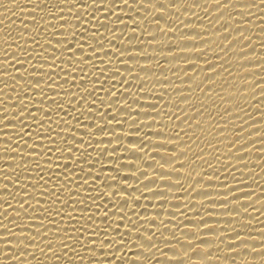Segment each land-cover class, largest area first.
Returning <instances> with one entry per match:
<instances>
[{"label":"snow or ice","instance_id":"obj_1","mask_svg":"<svg viewBox=\"0 0 264 264\" xmlns=\"http://www.w3.org/2000/svg\"><path fill=\"white\" fill-rule=\"evenodd\" d=\"M235 0H229V3L222 4V8L231 7ZM28 3L33 4V11L30 15L33 16L31 21L32 30H29L28 23H24L22 29L25 31H19L16 37L7 35L6 38L0 37V160L4 165L0 167V264L2 261H8V264H21V258L25 264H32V261H36L37 264H43L42 261L33 259L28 260L26 251L29 254H34L36 251L45 254V249L52 253V259L61 260L64 257L68 258L71 262L73 257L68 256V253H76L85 249H91L89 253L92 257H96V248L93 247L97 241L93 239V236H107L108 228L100 229L93 225L92 235H87L90 221L93 220L95 212H92L88 216H82L84 223H80V219H77L73 215L77 209L75 206L83 205L80 209L82 212L89 211L88 200H91L92 204H96L98 199H105V203L112 198L120 195V193H125L129 199L133 200L136 208L141 207V198L147 200L148 196L141 190L138 186L132 188L131 192L126 191L127 187L113 183L115 178H106L104 180L103 187L114 188L116 190L111 191L110 194L104 193L99 188L95 189V195H93V187L89 181H100L102 174L106 171L117 172L119 175L118 168L113 167L110 169H105L102 165L99 171L93 175L91 169L95 167V164L88 163V159L91 157V153L88 151L89 148L101 145V144H112V139L105 140L104 137L109 134V125L112 121H116L113 129L111 130V135L115 137L116 140H121L122 137L118 136L115 132V128H119L123 131V124L117 119L114 114L113 109L121 114L127 113V117L124 123H128L132 120L133 116L139 117V111H133L132 105H138L140 109H148L149 111L144 112L145 121L132 120L133 123L129 124V128L134 133H140L145 128L142 125H149L152 123H159L158 129L154 132L158 140L153 143L151 141V136L145 135L143 137H138L133 139L131 135H127L130 145H136V149L125 148V151H131V154L136 159H141L138 152L143 151L149 143H152L153 147L157 150L164 149L165 155H162L159 151L154 152L156 156L161 158H172L171 161L165 160L159 165L153 164L151 167L156 174V178H148V173L146 170H141L135 168L133 164H127L129 167L138 171L140 176L144 174L143 177L147 181H157L164 180L165 177H170L171 175H159L156 169H160L165 173L176 172L177 169L173 167L171 171H165V165H174V162L179 155L185 153V149H189L191 145L181 146L180 141L182 137L180 133L185 132V128L179 127V131H170L167 122H158L155 117H152V112H155V116H160L163 108H158V102L160 99H154L156 103L142 104L139 99V93L144 92L151 96H158L164 98V92H153L152 89L145 91V85L140 84L137 87L131 80H139L140 72L145 73L146 76H156L157 80L167 81L170 78L163 74L157 75L155 71L151 70L146 65H141L138 63V56L144 52V49L138 44H134V41L143 42V34L137 35V31L143 28L145 31L148 27H145V20L147 17L139 18L135 13H140L141 8H152L155 9V14L165 16L166 19L164 23L167 27H159L161 20L152 19L149 23L157 25L155 29L156 35H152L149 44L153 40L157 39V35H167L169 33L176 35L177 43L176 47L167 50L168 53L172 54V58L186 55L189 58L180 61L183 66H172L169 70L175 68H188L189 70L184 71L183 75L180 72L172 73L179 79L184 80L185 77H192V80L196 79L199 75L193 76L192 73L196 72L198 69L197 61L203 60L205 65H211L207 56L204 55L203 59H197L196 57L200 54H204L205 44L201 47H191L189 44L197 43L199 40L206 39L202 36L195 34L182 35L179 34L176 25L169 26V23L176 20L174 16H167V11L171 10L176 13H180L181 9L184 7L197 8L201 5L193 3H176L172 4L169 0H28ZM212 3L220 4L221 0H212ZM41 4H51V8L47 9V16L49 19H44L43 22L37 19L36 10L39 12H44L45 9L40 8ZM157 4H164V8H157ZM106 6V7H105ZM257 8L259 12L264 13V0H249L240 7L239 11L244 13V16L239 17L240 20L244 21L243 24H237L235 27L242 28L245 24H250L245 17L250 15L249 9ZM131 9V12H126L124 9ZM83 9V10H81ZM207 11V9H204ZM97 13H105V20L110 17H115L113 22L116 26L109 28L107 23H99V27L107 29L112 36H107L101 34L92 24V20H97ZM123 13V15H120ZM153 14V15H155ZM91 17V19H87ZM126 17V18H125ZM85 21H87L85 23ZM129 21L131 23H129ZM179 24L182 25L183 29H196L195 27L189 28L188 25L194 23L184 24L183 20H178ZM51 25V27H49ZM122 26V27H121ZM249 28V27H247ZM131 29V35L127 36L128 45L123 44V39L126 33ZM227 30V29H226ZM119 31L120 35L116 36V32ZM203 31H206L205 29ZM177 33L179 35H177ZM114 37V38H113ZM243 37L244 40L251 41L252 35H245L244 31H239L233 38L228 40V45H231L233 41H238ZM104 41H107L109 45H112L113 50L109 51L105 48ZM117 41H120L118 44ZM222 43V41H221ZM171 43H165L163 48L166 49ZM121 45L123 47H118ZM131 45V47H129ZM183 45V46H181ZM59 46V47H57ZM248 47V46H247ZM246 48H240L239 51L246 52ZM87 48V51L85 50ZM236 47L231 48L234 50ZM163 50V49H162ZM135 52V54H133ZM248 55L241 58L243 60ZM107 58V63L105 59ZM148 57V59H153V57L145 54L143 58ZM167 57V56H165ZM168 58V57H167ZM155 59V58H154ZM220 59V57H218ZM113 60L116 61L113 64ZM96 61H99L97 64ZM127 61L136 62V67L129 66ZM156 67L158 69H163L165 63H171L165 60L161 63L159 59H155ZM228 63V61H225ZM100 65H104L100 67ZM120 65H123L121 69ZM223 67V65H220ZM203 68V67H201ZM216 67L207 68L205 76L208 75L210 70ZM51 69V70H48ZM59 69V72L57 71ZM86 69H90L86 71ZM200 69V68H199ZM225 71L229 69L225 68ZM76 73H79L77 75ZM110 73V75H109ZM123 73H127L124 76ZM62 74V75H61ZM221 75L218 73L216 76ZM117 77L120 79L117 81ZM163 77V79H160ZM71 78V79H70ZM191 80V81H192ZM191 81L185 83L188 85L187 89L192 91ZM212 84H215V78L208 80ZM200 83L203 84V81ZM165 83H161V86ZM91 85V87H89ZM104 85H107L105 88ZM119 85V87L117 86ZM68 86V87H65ZM173 88H178V85L172 84ZM136 88V95L131 93V89ZM75 89V91H73ZM204 87L200 88V91H204ZM104 92L102 97L99 93ZM214 91L210 90L206 93V97L211 99V94ZM14 94V95H13ZM178 96H188L184 92L177 93ZM129 96H132V103H129ZM67 97V100L64 99ZM105 99L108 100V106L105 110H101L98 107V103L103 105ZM153 99V98H152ZM123 101V104L121 103ZM189 100L180 101V107L182 104L188 103ZM168 105L177 104L172 98H169ZM215 104V101H213ZM126 105V107H125ZM200 107L195 108L192 115H188V112H183L182 114L175 115L173 107L169 106L166 111L174 113L175 120H183L184 117H190L207 111L208 109L203 104V99L201 98ZM183 108V107H181ZM95 109V111H93ZM203 109V112L201 111ZM243 111V109H241ZM9 113V115H5ZM39 113V115H37ZM228 115H232L229 112ZM248 115V113H245ZM88 117L93 120H99V123L85 122ZM152 118V123H147L149 118ZM169 120L175 124L172 116H168ZM224 117H222L223 119ZM75 122L73 125L72 122ZM187 128H191L193 123L199 126L200 122L197 120L192 121V124H188ZM232 123H235L232 121ZM83 125L84 131L80 133V138H77L76 132L79 130V126ZM55 126V127H54ZM171 127V128H176ZM227 127V125H225ZM237 127H242V125H237ZM152 128V127H151ZM147 128V129H151ZM67 129V132H65ZM135 129V130H133ZM55 132V137L53 133ZM153 133V132H150ZM163 133L164 136L160 134ZM189 135V133H188ZM192 135H195L193 132ZM234 135H243V133H235ZM84 136L88 137L87 143L83 139ZM168 136H175L177 139H168ZM58 137L63 143H57ZM47 140L48 143L44 144L41 141ZM238 140L236 143H238ZM244 144L247 140H243ZM10 142V143H9ZM147 142V144H145ZM228 143H231L230 141ZM15 145V147H13ZM55 145V146H54ZM81 145L84 148L81 149ZM144 145V146H142ZM243 145V144H242ZM168 146H175L174 149L170 150ZM233 147H228V152H232ZM107 147L103 148L100 152L102 157L107 153ZM113 152L118 151V149L113 148ZM241 149L237 152H240ZM59 153V155L53 158V154ZM148 153H146L147 155ZM153 153H151L152 156ZM235 156V153H232ZM185 156V155H184ZM225 163L223 165H229L228 168H223V170H216L213 174L216 175L218 179L221 177L227 179L226 176H221L222 171H226L233 168L232 165L227 163L229 157L225 155ZM240 156H236V159H240ZM153 159H156L152 156ZM120 157H117V164L120 168H123L125 164H119ZM197 159H203L202 156L197 157ZM160 160V159H159ZM62 161H70L63 162ZM161 161V160H160ZM88 163V167L85 168V164ZM31 165H34L31 166ZM55 165V167H53ZM182 167L184 165L181 163ZM246 165V164H245ZM209 167H212L209 164ZM239 170V169H237ZM8 173V175H4ZM47 173V175H45ZM189 176L192 175L191 172L188 173ZM235 180V175L233 174ZM125 180L129 177L125 176ZM180 177H177V182ZM211 182V180H209ZM166 184H170L165 181ZM240 183H243L241 180ZM210 184V183H209ZM11 185V187H10ZM73 185L75 189H73ZM144 185V184H143ZM171 185V184H170ZM221 187L227 188V184L221 183ZM191 187V186H190ZM248 187H251L248 185ZM81 188L84 189V194L81 193ZM152 191L150 186H144ZM187 192L188 189H185ZM237 191L236 188H230L223 195L225 199L221 200L228 204L233 201H239L240 196L232 195ZM132 192H139V196L132 197ZM208 193L207 191H203ZM264 192V191H262ZM67 193V195H65ZM163 191H153L152 195L163 197ZM199 193V192H198ZM232 196V200L227 199L228 196ZM246 197H252L253 192L243 193ZM205 197H211L212 195H204ZM11 197V198H10ZM82 197V198H80ZM17 198H19L17 200ZM257 199V198H256ZM264 199V196L257 200ZM214 199L210 200L209 203L214 204ZM162 201L160 208L163 207ZM255 203V201H252ZM203 204V201H201ZM248 204V203H244ZM60 205V207H57ZM173 208H180L181 205L174 204ZM237 207L238 211L230 213H240V209H244V213H248V207ZM123 206L126 208L128 206V200L123 201ZM97 209L101 208L102 205L96 204ZM207 208V205H204ZM71 209V211H68ZM107 207H104V217L105 221L108 220ZM197 212V216H199ZM242 213V214H244ZM116 215V213H112ZM169 217L176 215L175 212H169ZM184 215V213H181ZM135 216L136 219L132 217ZM162 216V212L157 210L154 217H145L144 214L138 213L133 209L130 213H121L120 220L127 222V231L121 232L120 228L123 226L120 222H114L115 227L113 231L115 236L111 240H102L101 243L113 246V251L105 253V250L101 248V256H112L114 258L115 252H120L126 245L131 244L132 247L137 248L139 252L144 253V255H134L143 256L146 259L147 254H151L153 249H158L161 257L166 258L170 261L180 260L184 256L172 255L168 256L167 253L163 251L164 248L177 249V244L163 243L164 247L161 248L160 244L154 241V236L157 233L161 234L163 241L168 242L174 239H182L177 233L184 232L185 228L189 224L193 225V229L187 231L193 233L191 238L184 237V241L188 244L194 245L190 248L186 254L189 252H196L199 250L202 253H208L212 247L201 248V245H211V244H196V240L204 241L208 234H211L215 240H220L222 237L224 240L222 243L227 245H235L234 247H228L225 249V255H230L231 253H237L243 249H248V244L246 243L251 239V236L240 235L237 233L234 237L225 238V233L229 231V228L221 227L219 229L214 228L209 225L206 220L200 219L198 222L193 223V221L185 215V220L183 221L184 228L180 226L181 222L178 220L176 224V231H172L169 225L172 224V220L160 219L157 222V218ZM14 217L15 219H10ZM67 219V223L65 222ZM230 220L235 221V216H231ZM251 221L252 219H248ZM187 221V223H185ZM217 223H219L217 221ZM264 223V222H262ZM11 224V227L9 225ZM229 226L232 223H225ZM241 225L243 221L240 220ZM151 225V227H149ZM179 225V229H177ZM203 226V227H201ZM250 226V224H249ZM108 227H112L109 225ZM13 229H19V231H14ZM147 229V231H145ZM155 229V230H153ZM205 229L207 231H205ZM216 229L217 231H212ZM226 229V231L221 230ZM232 232H237L236 228H231ZM249 231H252L249 228ZM133 239L129 237L133 236ZM167 232L168 234H164ZM205 233L204 235H200ZM264 234V233H262ZM87 235V239H85ZM119 237V240L116 239ZM26 241L42 243L44 247H39L36 243H27ZM147 242V244L145 243ZM219 247V244L215 245ZM21 249L26 251H21ZM252 252L264 253V244H261L259 248H251ZM59 254V255H58ZM214 256L206 255L203 260H211ZM155 255L152 256V260L156 259ZM218 259L217 257H215ZM82 259V258H81ZM199 260V259H197ZM260 260H264V255L260 257ZM194 261V260H192ZM190 261V262H192ZM189 262V264H190ZM92 264H96V259L92 261ZM100 264H104L101 261ZM127 264V262H123ZM131 264H140L139 259L131 260Z\"/></svg>","mask_w":264,"mask_h":264},{"label":"bare ground","instance_id":"obj_2","mask_svg":"<svg viewBox=\"0 0 264 264\" xmlns=\"http://www.w3.org/2000/svg\"><path fill=\"white\" fill-rule=\"evenodd\" d=\"M170 3H186V4H199L201 7L192 8V7H184L181 9L180 13H176L174 11H167V16H174L176 20H173L169 23V26L176 25L179 34L182 35H190L195 34L198 36H206V39L199 40L197 43L189 44L191 47H201L205 44L204 54L198 55L197 59H203V56L206 55L207 59L212 63L211 65H205L203 60L197 61L198 69L196 72H193L192 75H199L196 79L192 80V77H185L184 80L179 79L177 76L172 73L180 72L183 75L184 71L189 70L188 68H175L169 70V67L172 66H183L180 61L189 58L186 55H181L175 58H172V54L168 53L167 50L175 48L177 40L176 35L169 33L164 35H157V39L153 40L151 44H149V40L152 35H156L155 29L157 25L150 24L152 19H160L161 23L159 27H167L164 23L166 17L161 16L159 14H155V9L152 8H141L140 13H135L139 18L147 17L145 20V27H148V30L145 31L143 28L137 31V35L143 34V42L134 41V44L140 45L141 48L144 49L138 56V63L141 65L148 66L151 70L155 71L157 75H165L170 79L167 81L157 80L156 76H146L145 73L140 72L139 76L141 79L139 80H131V77H128L129 81L134 83L137 87L140 84L145 85V91L152 89L153 92H164V98L158 96H151L147 93L140 92L139 99L142 104L156 103L154 99H160L158 102V108H163L160 116H155V112H152V117H155L158 122H167L169 125L166 127L170 128V131L176 132L179 131V127L185 128V132L180 133L182 140L180 141L181 146L191 145L189 149H185V153H182L180 157L177 156L174 165H165V171H171L173 167L177 169L176 172L173 173H165L160 169H156L157 174L159 175H171L170 177H165L164 180L157 181H147L146 178L143 177L144 174H139L138 171L134 170V166H129L127 164L135 165V168L146 170L148 173V178H156V174L154 173L153 164L159 165V163L165 162V160L171 161L172 158H161L156 156L154 152L159 151L162 155H165L164 149H155L152 143H149L147 147L137 153L141 159H136L132 156L131 151H125V148H130L135 150L136 145H130L127 135H131L133 139L138 137H143L145 135H153L151 136V141L155 143L158 138L154 133L158 127L159 123H152V118L150 117L146 122L152 123L149 125H142V128H145L140 133H134L129 128V124L133 123L132 120H141L145 121L144 112L149 111L148 109H140L138 105L133 104V111H139L140 116H133L132 120H129L128 123H124L125 118L127 117V113L121 114L116 112L113 109L114 114L117 116V119L121 121L123 124V131L119 128H115V132L118 136H121V140H116L115 137L111 135V130L113 129L116 121H112L109 125V134L104 137L105 140L112 139V144H101L92 148H89L88 151L91 153V157L88 159V163L95 164V167L91 169L93 175H95L101 166L103 165L105 169H110L113 167L118 168L119 175L117 172H109L106 171L101 176L100 181H89L92 185L94 191L93 195H95V189L99 188L104 193L110 194L111 191L116 190L114 188H104V180L106 178H115L112 182L124 187H127L126 191L131 192L132 188L140 187L141 190L148 196V199L145 200L141 198L140 204L141 207L136 208L132 199L125 193H120L119 196L108 200L105 203V199H98L96 204L102 205L101 208L97 209L96 204H92L91 200L87 201L89 205L88 212H82L80 209L83 208V205L75 206L76 211L73 212V215L80 219L82 216H88L92 212H95V216L92 221H90V226L87 235H92L93 225L100 228L105 229L108 228L107 236H93V239L97 241V243L93 246L96 249V257L93 258L92 254L89 253L91 249H85L82 251H78L76 253H68V256L73 257L71 262L68 261L67 257H64L61 260L52 259L53 254L48 252L45 249V254H42L36 251L34 254H29L26 250L21 249V251H26V255L28 260L37 259L43 262V264H92V261L96 259V264H100L101 261H104V264H123V262H127V264H131V260L139 259L140 264H264V260H260V257L264 255L261 252H252L251 248H259L261 244H264V199L257 200L264 196V13L259 12V10L255 7L249 9L250 15L245 17V19L250 24H245L242 28H237L235 25L243 24L244 21L240 20L239 17L244 16V13L240 12L239 9L245 3L249 2V0H235L229 8H222V4L229 3V0H221L220 4L212 3V0H169ZM258 3V0H257ZM106 7V6H105ZM157 8H164V4H157ZM40 8L45 9L44 12H39V9L36 10L37 19L43 22L44 19H49L47 16V9L52 8L51 4H41ZM204 9H207L205 11ZM83 10V9H81ZM33 11V4L28 3V0H0V37L6 38L7 35H11L12 37H16L19 31H25L22 29L24 23H28L29 30H32L31 21L33 20V16L30 15V12ZM124 11L131 12V9L125 8ZM155 14V15H153ZM123 15V13H120ZM97 20H92V24L101 34L112 36L107 29L99 27V23H107L109 28L116 26L113 22L115 21V17H110L108 20H105V13H97ZM126 18V17H125ZM87 19H91L88 17ZM178 20H183L184 24L194 23L192 25H188L189 28L195 27L196 29L188 30L182 29V25L179 24ZM99 21V23L97 22ZM87 21H85L86 23ZM129 23H131L129 21ZM51 27V25H49ZM122 27V26H121ZM249 27V28H247ZM206 31H203V30ZM227 29V30H226ZM239 31H244L245 35H252V40L247 41L244 40L243 37L238 41H233L231 45H228V40L233 38ZM177 33V35H179ZM120 32H116V36H119ZM131 35V29H129L128 33L125 34L123 39V44L128 45L127 36ZM114 38V37H113ZM222 41V43H221ZM2 42V41H0ZM171 43L168 48L164 49L163 45L165 43ZM119 44L120 41H117ZM105 48L109 51H112V45H109L107 41H104ZM118 47H123L121 45H117ZM183 46V45H181ZM248 46V47H247ZM59 47V46H57ZM131 47V45H129ZM236 47L234 50H230L231 48ZM246 52L239 51L240 48H246ZM163 49V50H162ZM87 51V48L85 49ZM135 54V52H133ZM147 54L153 59H148V57H144ZM245 55H248L243 60L241 58ZM167 56V57H165ZM220 57V59H218ZM105 59L107 63V58ZM159 59L161 63H164L165 60H168L171 63H165L163 69H158L156 67L155 59ZM180 60V61H175ZM225 61H228L226 63ZM99 64V61H96ZM116 61L113 60V64ZM129 66L136 67V62L127 61ZM223 65V67H220ZM104 65H100L103 67ZM121 69H123V65H120ZM203 67V68H201ZM216 67L213 70H210L208 75L205 76L203 72L207 70V68ZM200 68V69H199ZM227 68L229 71H225ZM51 70V69H48ZM90 69H86L88 71ZM59 72V69H57ZM218 73L221 75L216 76ZM79 75V73H76ZM62 75V74H61ZM110 75V73H109ZM124 76H127V73H123ZM215 78V84H212L210 79ZM71 79V78H70ZM117 81L120 77L116 78ZM163 79V77H160ZM192 80V81H191ZM191 81L192 91L187 89L188 83ZM203 81V84L200 83ZM161 83H165L161 86ZM172 84L178 85V88H173ZM119 87V85H117ZM68 87V86H65ZM91 87V85H89ZM106 88L107 85H104ZM204 87V91L201 92L200 88ZM214 91L211 94V99L206 97V93L208 91ZM75 91V89H73ZM131 93L136 95V88H132ZM179 92H184L188 96L180 97L177 95ZM102 97L105 95L104 92L99 93ZM2 95V94H0ZM14 95V94H13ZM153 98V99H152ZM169 98H172L173 101H176L175 105H168ZM201 98L203 99L204 106L208 109L203 112V114L196 113L194 116L184 117L183 120H175V115L182 114L183 112H188V115H192L195 108L200 107ZM67 100V97H64ZM132 96H129V103L131 101ZM189 100L188 103L182 104L181 108L180 101ZM215 101V104H213ZM98 103V107L101 110H105L108 106V100L105 99L104 104L101 105ZM123 104V101H121ZM171 106L175 111L174 113L167 112L166 109ZM126 107V105H125ZM243 109V111H241ZM95 111V109H93ZM229 112H232V115H228ZM248 113V115H245ZM5 115H9V113H5ZM39 115V113L37 114ZM168 116H172L175 124L171 120H169ZM222 117H224L222 119ZM3 117H0L2 119ZM197 120L200 122V125L197 126L193 123L191 128H187V123L184 124L185 121L188 124H192V121ZM234 121L235 123H232ZM91 123H99V120H93L91 117H88L85 121ZM75 125V122H72ZM176 128H171L175 127ZM227 125V127H225ZM237 125H242V127H237ZM55 127V126H54ZM152 127V128H151ZM151 128V129H147ZM135 130V129H133ZM84 131L83 125L79 126V130L76 132L77 138H80V133ZM67 132V129H65ZM153 132V133H150ZM195 135H192V133ZM189 133V135H188ZM235 133H243V135H234ZM127 134V135H126ZM164 136L163 133L160 134ZM55 137V132L53 133ZM168 139H177L175 136H168ZM57 143H63L60 141L58 137H56ZM83 139L87 143L88 137L84 136ZM240 140L238 143H236ZM243 140H247V143L244 144ZM231 143H228V142ZM10 143V142H9ZM41 143L47 144V140L41 141ZM147 144V142H145ZM243 144V145H242ZM55 146V145H54ZM144 146V145H142ZM15 147V145H13ZM81 149L84 148V145L80 146ZM107 147L108 151L102 157L100 156V152L103 148ZM170 150L174 149L175 146H168ZM228 147H233L232 152H228ZM116 148L118 151L113 152L112 149ZM241 149L240 152H237ZM146 153H148L146 155ZM156 159H153L151 156ZM232 153L236 155L233 156ZM59 155V153L53 154V158ZM185 155V156H184ZM225 155H228L229 159L227 163L233 166L226 171L221 172V176H226L227 179L221 177V180L217 178L215 173L216 170H223V168L230 167L229 165H223L225 163ZM240 159L237 160L236 156H240ZM202 156L203 159H197V157ZM117 157H120L119 164H125L123 168H120L117 164ZM161 161H160V160ZM71 163L70 161H62ZM0 163H3L0 160ZM88 163L84 166L88 167ZM181 163L184 165L182 167ZM209 164L212 167H209ZM246 164V165H245ZM4 165L0 164V167ZM34 167V165H31ZM55 167V165H53ZM239 169V170H237ZM191 172L192 175L189 176L188 173ZM233 174L235 175V180L233 178ZM4 175H8V173H4ZM47 175V173H45ZM128 176L129 179L125 180L124 177ZM180 177L177 182V177ZM211 180V182H209ZM243 183H240V181ZM165 181H168L170 184H166ZM210 183V184H209ZM221 183L227 184V188L221 187ZM144 184V185H143ZM250 185L251 187H248ZM144 186H150L152 191L147 188H143ZM191 186V187H190ZM11 187V185H10ZM230 188H236L237 191L232 195L240 196L239 201H233L228 204L221 200H224V193L227 192ZM73 189L75 186L73 185ZM185 189H188L186 192ZM82 195L84 194V189L81 188ZM153 191H163V197L153 196ZM203 191H207L205 193ZM253 192L254 195L252 197H246L243 195L245 192ZM199 192V193H198ZM139 192H132V197L139 196ZM67 195V193H65ZM204 195H212L211 197H205ZM11 198V197H10ZM82 198V197H80ZM257 198V199H256ZM19 198H17L18 200ZM128 200V206L125 208L123 206V201ZM215 200L214 204L209 203L210 200ZM227 199L229 201L232 200V196H228ZM162 201H166L163 203V207L160 208V204ZM203 201V204H201ZM255 201V203H252ZM248 203V204H244ZM174 204L181 205L180 208H173ZM239 204L240 207H248L247 212L244 213V209H240V213H230L238 211L237 207ZM207 205V208L204 207ZM60 207V205H57ZM104 207L109 209L108 211V220L105 221L104 217ZM135 209L136 212L144 214L145 217H154L157 210L162 212V216L157 218V222L160 219L172 220V224L169 227L172 231H176V224L179 220L181 222L180 226L184 228L183 221L185 220V215L190 218L193 223L198 222L200 219L206 220L209 225L213 226L216 229L221 227L229 228V231L225 233V238L229 239L234 237L237 233L240 235H248L251 236V239L246 243L248 244V249H243L237 253H231L230 255H225V249L228 247H234L235 245H227L222 243L224 238L222 237L220 240H215V238L208 234L204 238L206 240H196V244H211V245H201V248H209L210 251L208 253H202L199 250L196 252H189L187 257H182L180 260L170 261L166 258H163L159 254L158 249H153L151 254H147L146 259L150 261H145L143 256H134V255H144V253L139 252L137 248L132 247L131 244H128L123 248L120 252L114 253V258L112 256H101L103 248L105 253L112 252L113 246L106 245L101 243L102 240H111L115 236V232L113 228L115 227L114 222H120L123 226L120 228L121 232L127 231V222L121 221L120 216L123 212H131ZM71 211V209H68ZM169 212H175L176 215L169 217ZM197 212H199V216H197ZM112 213H116L113 215ZM184 213V215H181ZM244 213V214H242ZM231 216H235L236 220H230ZM136 219L135 216L132 217ZM10 219H15L11 217ZM248 219H252L249 221ZM240 220L243 221V224H240ZM217 221L219 223H217ZM65 222L67 223V219L65 218ZM80 223H84L83 219H80ZM187 223V221H185ZM225 223H232L233 225L229 226ZM250 224V226H249ZM111 225L112 227H108ZM177 225V229L180 227ZM11 227V224L9 225ZM151 227V225H149ZM203 227V226H201ZM236 228L237 232H232L231 228ZM249 228L252 231H249ZM193 229V225L189 224L187 228H185L184 232L177 233L182 239H174L172 241L165 242L161 237L160 233H157L154 236V241L157 244H160V247L163 248V243L177 244V249L164 248L163 251L167 253L168 256L177 255L182 256V252H187L190 248L194 247V245L188 244L184 241V237L191 238L194 234L189 233L187 231ZM213 229L212 231H217ZM14 231H19V229H13ZM155 230V229H153ZM226 231V229H221ZM147 231V229H145ZM205 231H207L205 229ZM164 234H168L165 232ZM205 233H201L200 235H204ZM87 235L85 239H87ZM135 233L133 232V236L129 237V239H133ZM119 240V237H116ZM27 243H36L39 247H44L42 243L26 241ZM133 243H135L133 239ZM147 244V242H145ZM219 244V247H215V245ZM59 255V254H58ZM155 255L157 258L152 260V256ZM206 255L214 256L211 260H203ZM217 257L218 259H216ZM82 258V259H81ZM199 259V260H197ZM2 264H8V261H2ZM21 264H25L23 257L21 258ZM32 264H37L36 261H32Z\"/></svg>","mask_w":264,"mask_h":264},{"label":"clouds","instance_id":"obj_3","mask_svg":"<svg viewBox=\"0 0 264 264\" xmlns=\"http://www.w3.org/2000/svg\"><path fill=\"white\" fill-rule=\"evenodd\" d=\"M181 255L184 256V257L188 256V254H186V252H182Z\"/></svg>","mask_w":264,"mask_h":264}]
</instances>
